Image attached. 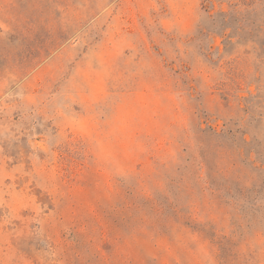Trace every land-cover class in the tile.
I'll return each instance as SVG.
<instances>
[{"label":"rangeland","instance_id":"rangeland-1","mask_svg":"<svg viewBox=\"0 0 264 264\" xmlns=\"http://www.w3.org/2000/svg\"><path fill=\"white\" fill-rule=\"evenodd\" d=\"M0 264H264V0H0Z\"/></svg>","mask_w":264,"mask_h":264}]
</instances>
